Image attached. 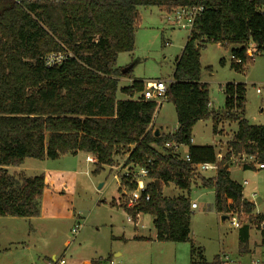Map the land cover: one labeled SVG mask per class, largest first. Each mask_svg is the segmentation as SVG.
<instances>
[{
    "label": "trees",
    "instance_id": "16d2710c",
    "mask_svg": "<svg viewBox=\"0 0 264 264\" xmlns=\"http://www.w3.org/2000/svg\"><path fill=\"white\" fill-rule=\"evenodd\" d=\"M257 0H0V216L33 217L45 188L43 174L28 176L10 172L24 158L56 159L83 152L91 155L96 174L114 164L115 155L127 154L120 175L121 193L136 189L138 168L148 170L141 198L128 208L136 220L152 217L155 239L189 242L191 263L205 262L202 251L189 239L191 183L194 165L216 162L212 178L201 177V185L214 190V208L221 215L245 214L238 248L247 253L252 224L264 214L252 216L255 204L243 197L241 184L229 174L232 154H251L264 163V125L245 118V88L241 83L224 85L222 110L209 108V89L201 82V51L210 43L230 50V67L243 71L250 58L249 42L257 54L264 53V12ZM157 7L169 12L177 7L202 6L192 31L176 58L165 100L172 103L176 129L162 133L152 129L157 105L141 98L140 80L118 86L119 53L132 51L138 7ZM62 55L59 63L46 64L48 55ZM231 57L239 58L236 63ZM223 63V60H220ZM118 93L126 98L118 97ZM137 94L136 98L133 96ZM210 118L217 133L223 121L235 122L236 130L226 144V154L216 159L214 145L191 142L192 128ZM166 142L186 147L185 154L166 148ZM254 169L252 165H241ZM172 184L183 193L162 195V186ZM148 195V200H145ZM264 235V231H261Z\"/></svg>",
    "mask_w": 264,
    "mask_h": 264
},
{
    "label": "rangeland",
    "instance_id": "374dc122",
    "mask_svg": "<svg viewBox=\"0 0 264 264\" xmlns=\"http://www.w3.org/2000/svg\"><path fill=\"white\" fill-rule=\"evenodd\" d=\"M187 36L188 30L171 24L165 11L138 7L134 48L119 53L116 60L119 71L132 67L119 79L118 86L130 85L133 80L167 82ZM200 65L201 82L209 89L210 109L222 110L225 84L241 83L245 88V118L250 124L264 125V53L255 55L243 71H236L230 67L229 48L210 43L201 51ZM258 86L262 87L261 94L255 92ZM121 96L126 97L118 93ZM153 122V131L172 133L177 126L173 104L163 101L154 112ZM235 130V122L223 121L214 134L212 120L203 119L193 126L191 142L214 145L215 150L225 153ZM180 150L184 153V146ZM126 155L119 152L112 168L105 167L96 174L83 152L56 159L26 157L20 166L9 167L10 172L23 171L28 176L43 174L49 184L39 201L37 216H0V264H53V259L61 256L66 264H107V256L115 252L120 256L110 259L119 264H214L218 256L245 264L250 256L260 254L264 244L260 230L250 225L248 252L240 253V228L232 227L229 219L221 220L222 215L214 208V190L201 185V174L210 178L215 169L197 174L189 192L190 201L197 205L191 210L189 239L201 249L205 262L191 263L188 241H157L150 215H139L136 225L134 220L128 221L126 212L113 204L126 201V195L119 199L118 190L120 175L128 171V166L124 167ZM228 168L230 178L241 184L245 199H261L252 212L264 214V169H243L232 157ZM162 193L173 197L183 192L167 184ZM240 217L242 225L249 221L247 215ZM77 224L80 227L74 235L71 229Z\"/></svg>",
    "mask_w": 264,
    "mask_h": 264
},
{
    "label": "built area",
    "instance_id": "2783aa9c",
    "mask_svg": "<svg viewBox=\"0 0 264 264\" xmlns=\"http://www.w3.org/2000/svg\"><path fill=\"white\" fill-rule=\"evenodd\" d=\"M258 1V10L261 12H264V0H257ZM202 6H190V7H177L169 12H166L167 20L177 26L178 28H182L185 30H188V35L192 31L193 21L195 19V16L202 11ZM246 55L250 58V61L252 62L254 60V56L257 55L255 46L252 42L248 43V46L246 48ZM63 56L58 55H48L46 57V64L52 65L55 63H59L62 60ZM236 63H241V60L239 58L231 57ZM167 83L160 79L157 80H150L147 81L144 85V89L141 91L140 94H138L141 98L148 101H154L157 105V108L160 107L161 103L165 101V94L167 89ZM255 92L257 94L262 93V87L258 86L255 88ZM164 147L166 148H173V150L177 153H180V147L181 145H176L175 143L166 142L164 144ZM225 153H220L216 150V159H221L224 157ZM232 158H235V160L238 163L245 164V165H252L254 169H264V163H259L256 161V158L254 155L251 154H245V153H239V154H232ZM183 158L186 161H189V157L187 154L183 155ZM195 173L196 175L201 173L202 171H206L209 169H216V162L214 163H200L194 165ZM148 175V170L144 167L138 168L135 172L134 180L136 182V189L132 191H126L123 190L124 195H126V206L128 208H131L140 198L142 195V192L144 191V188L146 186V177ZM195 175V176H196ZM243 184H247V182L244 180ZM120 186V182H119ZM254 196V193L253 195ZM145 200H148L149 196L145 195ZM197 205L194 202L190 203V209H196ZM260 213H254L252 212V216H256ZM241 215L245 214H237L233 213L230 215V217L227 216V219L230 220V225L232 227L240 228L242 226V219ZM139 216V215H138ZM128 221H133L129 216L127 218ZM242 221V222H241ZM248 223V222H247ZM246 223V224H247ZM79 224H77L73 229H71L72 234H76L79 229ZM258 230L264 231V221H261L258 224ZM262 247H264V244H262ZM64 257H61L54 261L53 264H65ZM214 264H244L239 261H233L229 259L227 256H218L215 261H213ZM107 264H119L115 262L113 259H108ZM245 264H264V251H261L260 254L250 256L248 259V262Z\"/></svg>",
    "mask_w": 264,
    "mask_h": 264
},
{
    "label": "crops",
    "instance_id": "0c3cea01",
    "mask_svg": "<svg viewBox=\"0 0 264 264\" xmlns=\"http://www.w3.org/2000/svg\"><path fill=\"white\" fill-rule=\"evenodd\" d=\"M171 76H172V75H171ZM120 78H121V77H120ZM120 78H119V79H120ZM170 79H171V78H170ZM170 79H169L167 82H169ZM160 80H161V79H160ZM147 81H150V80H146L145 82H143V81H142V82L145 84ZM126 86H127V85H126ZM120 98L124 99V98H126V97H122V96H121ZM153 123H154V122L152 121V124H153ZM176 124H177V123H176ZM184 148H185V152H186V147H184ZM185 152L183 153V152H181V150H180V154H181V155H184ZM78 153H81V152H78ZM78 153H77V154H78ZM77 154H76V155H77ZM86 155H87V159H88L91 163L94 164V163H95L94 158H93L91 155H89V154H86ZM126 157H127V155H126ZM105 167H107V166H105ZM105 167H104V168H105ZM112 167H113V166L108 167V168H112ZM201 177H204V176L201 174ZM212 177H214V176H212ZM212 177H210V178H212ZM204 178H206V177H204ZM48 184H49V181L45 178V187H46V188H48ZM162 188H163V186H162ZM44 191H45V188H44V190H43V194H44ZM43 194H42V196H43ZM162 195H163V193H162ZM173 197H174V196H173ZM191 202H193V201H191ZM115 203H116V202H115ZM260 203H261V202H260ZM260 203H259V204H260ZM191 210H195V209H191ZM138 219H139V218L137 217L136 220H134V221H135V222H134L135 225H136V222H137ZM115 237H116V236H115ZM115 237H114V238H115ZM261 246H262V245H261ZM262 251H264V247H262ZM118 256H120L119 252H115V253H113V254L108 255L105 261H107L108 259H110V258H112V257L115 258V257H118ZM61 257H62V256H61ZM61 257H60V258H61ZM53 258H54V256H53ZM203 258H204V257H203ZM53 260L55 261V260H57V259H53ZM204 260H205V259H204ZM54 261H53V262H54ZM65 262H66V260H65ZM199 263H200V262H199ZM65 264H66V263H65Z\"/></svg>",
    "mask_w": 264,
    "mask_h": 264
},
{
    "label": "water",
    "instance_id": "95a60500",
    "mask_svg": "<svg viewBox=\"0 0 264 264\" xmlns=\"http://www.w3.org/2000/svg\"><path fill=\"white\" fill-rule=\"evenodd\" d=\"M131 67H132V65L129 66L127 69L122 70L121 73L127 72ZM157 134H158V130H156V135ZM260 202H261V199L260 198H256L255 201H254V204L255 205H258ZM224 219H227V216L226 215H222L221 216V220L223 221Z\"/></svg>",
    "mask_w": 264,
    "mask_h": 264
}]
</instances>
